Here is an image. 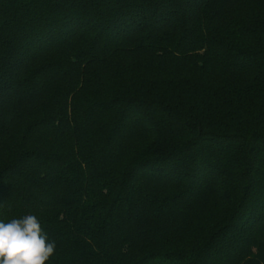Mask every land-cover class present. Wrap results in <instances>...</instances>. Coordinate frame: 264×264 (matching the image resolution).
<instances>
[{
  "label": "trees",
  "instance_id": "16d2710c",
  "mask_svg": "<svg viewBox=\"0 0 264 264\" xmlns=\"http://www.w3.org/2000/svg\"><path fill=\"white\" fill-rule=\"evenodd\" d=\"M46 264H264V0H0V222Z\"/></svg>",
  "mask_w": 264,
  "mask_h": 264
},
{
  "label": "clouds",
  "instance_id": "9594fccd",
  "mask_svg": "<svg viewBox=\"0 0 264 264\" xmlns=\"http://www.w3.org/2000/svg\"><path fill=\"white\" fill-rule=\"evenodd\" d=\"M55 247L35 215L0 222V264H46Z\"/></svg>",
  "mask_w": 264,
  "mask_h": 264
}]
</instances>
